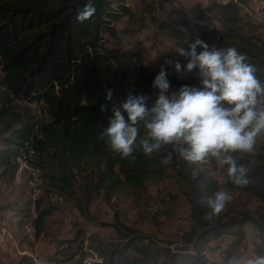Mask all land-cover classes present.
<instances>
[{
    "label": "trees",
    "instance_id": "obj_1",
    "mask_svg": "<svg viewBox=\"0 0 264 264\" xmlns=\"http://www.w3.org/2000/svg\"><path fill=\"white\" fill-rule=\"evenodd\" d=\"M87 2L89 0H0L2 85L15 100L43 102L49 115L47 123L39 124L15 115L19 106L10 105L5 113H0V126L6 124L7 117L14 115L13 121L1 129L4 134L0 142V164L7 167L9 161L32 152L46 170L51 185L72 191L70 196L84 217L89 216L92 201L101 192L108 198L122 186L144 191L153 175L163 178L161 161L173 151L169 145L148 156L137 143L134 159L122 158L100 138L113 106L112 102L105 101L107 89H113L117 105L130 91L152 97L157 91L152 82L158 72L143 61L140 53L123 45V32L114 26L123 14L120 8L125 2L91 0L96 7L95 15L84 23L77 22V11ZM239 2L231 0L225 4L220 1L209 6L222 21L226 35L204 28L199 22L183 20L182 24L186 30H196L198 37L209 46L216 42L222 48H237L248 57L256 68L257 78L264 82V41L253 42L237 35ZM125 9L124 6V12ZM110 39L113 41L108 44ZM168 60L185 63L183 57ZM166 70L168 78L178 81L179 87L201 86L195 70L177 73L169 64ZM3 100L0 95V103ZM105 103L108 110L102 112L101 105ZM141 135H144L143 128ZM249 161L238 159L249 170L248 185L237 186L228 177L227 184L264 200V159L253 160V166H248ZM185 164L182 178L189 190L184 194L192 211V224L187 231L161 245L146 233L113 223L110 225L115 228L116 238L87 245L79 264H84V258L94 253L98 254L93 258L88 256L85 262L227 264L229 258L239 259L248 248L247 244L252 245L253 255H264V215L246 211L227 220H212L204 200L215 192L217 183L212 174L197 164L187 161ZM194 169L199 172L195 177ZM255 179L261 183H253ZM74 184H78L79 195ZM50 211L39 212L38 234L42 233L44 219ZM234 227L239 237L226 246L224 237ZM248 227L258 233L255 242ZM208 249H220L221 259L212 261L207 255Z\"/></svg>",
    "mask_w": 264,
    "mask_h": 264
},
{
    "label": "rangeland",
    "instance_id": "obj_2",
    "mask_svg": "<svg viewBox=\"0 0 264 264\" xmlns=\"http://www.w3.org/2000/svg\"><path fill=\"white\" fill-rule=\"evenodd\" d=\"M119 1L112 0V3ZM122 1L126 5H122L120 9L123 10L124 6L127 9L125 12L123 10L114 26L123 32V45L140 53L143 61L158 73L161 66L166 69L168 58L181 57L176 52L177 47L186 49L189 42L200 39L196 30H186L183 27V20L199 22L204 28L215 29L218 34L226 35L222 21L209 9L212 3L222 0ZM240 1L237 35L250 38L253 42L264 41V0ZM185 4L189 11L183 10ZM239 40L236 38V41ZM112 41L110 39L108 44ZM218 45L215 42L210 47H220ZM3 75L0 57V95L4 97L0 103V113H5L10 105H15L14 108L19 106L14 111L15 115L30 118V122L47 123L49 115L46 105L37 100H15V96L2 85ZM169 81L170 92L179 89L178 81ZM13 116L5 119L6 124L13 121ZM6 124L0 126V142L4 134L1 129ZM171 153L170 162L163 166V178L153 175L144 191H134L129 186H122L108 198L101 192L93 199L88 217L78 211L70 196L72 191H64L61 187L51 185L46 170L39 165L37 156L32 152L26 157L9 161L7 167L0 164V264H38L39 251L51 264H79L87 245L94 241L116 238L115 228L110 224L118 222L150 235L161 245L175 239L177 234L191 227L192 211L184 194L189 190L182 178L185 160L175 152ZM234 155L237 161L239 158L251 160L248 166H253L251 162L259 157L264 159V135L257 138L254 153ZM197 165L212 174L217 183L215 192L226 190L232 196V200L218 216L210 214L211 210L204 200V206L208 208L212 220H227L246 211L257 216L264 215V200L250 192L231 188L227 184L225 168L218 166L214 160ZM15 166H19L18 169ZM252 182L261 183L259 179ZM74 189L79 195L78 184H74ZM43 210H51V213L44 219L42 233L38 234L37 220L39 212ZM249 228L250 237L255 242L258 233ZM231 229L230 234L224 237L226 246L239 237L238 229ZM250 246L252 245L247 244L248 248L241 256L237 251L236 256H240V260L244 259L246 253L247 259L254 256L250 252ZM208 250L211 252H207V255L212 261L221 257L220 249ZM97 254H88L89 257L84 258V264H101L92 260L85 262L87 257L93 258Z\"/></svg>",
    "mask_w": 264,
    "mask_h": 264
},
{
    "label": "clouds",
    "instance_id": "obj_3",
    "mask_svg": "<svg viewBox=\"0 0 264 264\" xmlns=\"http://www.w3.org/2000/svg\"><path fill=\"white\" fill-rule=\"evenodd\" d=\"M222 2L226 4L228 0ZM95 13L96 7L89 0L77 11L76 20L84 23ZM176 52L185 63L172 60L166 63L173 65L177 73L195 70L201 86L182 85L170 92L168 72L161 66L152 82L157 90L152 97L130 91L117 105L113 89L108 88L105 101L113 106L100 138L122 158L134 159L133 152L139 143L148 156L170 145L173 152L191 164L212 159L226 169L233 184L246 187L249 170L234 154L254 153L257 138L264 135V82L257 78L256 68L248 57L235 47H210L197 38L188 43L187 49L177 47ZM106 110L108 104H102L101 111ZM171 155L161 163L168 164ZM198 174L194 169L193 176ZM205 200L210 214L218 216L232 196L226 190H217ZM227 264L241 261L229 258ZM244 264H264V255H254Z\"/></svg>",
    "mask_w": 264,
    "mask_h": 264
},
{
    "label": "built area",
    "instance_id": "obj_4",
    "mask_svg": "<svg viewBox=\"0 0 264 264\" xmlns=\"http://www.w3.org/2000/svg\"><path fill=\"white\" fill-rule=\"evenodd\" d=\"M120 1H121L122 4H124V1H122V0H120ZM183 10H188V11H189V8L187 7L186 4H185ZM219 254H221V252H220ZM219 254H218V255H219ZM39 261H40V264H51V263L49 262V260H47V259H42V253H41L40 251H39ZM243 264H244V263H243Z\"/></svg>",
    "mask_w": 264,
    "mask_h": 264
},
{
    "label": "bare ground",
    "instance_id": "obj_5",
    "mask_svg": "<svg viewBox=\"0 0 264 264\" xmlns=\"http://www.w3.org/2000/svg\"><path fill=\"white\" fill-rule=\"evenodd\" d=\"M208 253H210L211 251L210 250H208L207 251ZM251 252V251H250ZM248 254L246 253V256H245V258H247L248 256H247ZM42 259H45V255L42 253ZM101 259V258H100ZM37 263L38 264H40V261H39V254L37 255Z\"/></svg>",
    "mask_w": 264,
    "mask_h": 264
},
{
    "label": "crops",
    "instance_id": "obj_6",
    "mask_svg": "<svg viewBox=\"0 0 264 264\" xmlns=\"http://www.w3.org/2000/svg\"><path fill=\"white\" fill-rule=\"evenodd\" d=\"M214 255H215V254H214ZM215 256H218V255L216 254ZM220 258H221V257H220ZM220 258L216 259V261H219V260H220ZM245 259H247V258H245V257H244V259H243V260H245ZM243 260H240V261L242 262Z\"/></svg>",
    "mask_w": 264,
    "mask_h": 264
}]
</instances>
